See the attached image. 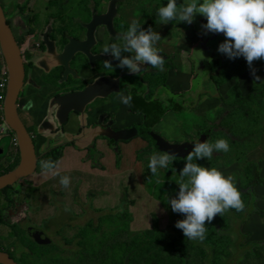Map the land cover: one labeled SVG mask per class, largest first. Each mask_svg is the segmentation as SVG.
<instances>
[{"label":"rangeland","instance_id":"1","mask_svg":"<svg viewBox=\"0 0 264 264\" xmlns=\"http://www.w3.org/2000/svg\"><path fill=\"white\" fill-rule=\"evenodd\" d=\"M109 1L102 0L106 5ZM124 1L127 3L125 5L128 6V13L131 14L137 9L136 14L126 16L128 24H131L133 20L141 21V28L147 30L151 27L161 36V39L155 46L159 49L158 54L164 57V68L161 71L150 66L157 73V76L156 73H153V77L158 81L159 87L165 88L167 86L169 89L175 90L171 84H176L180 78H184L183 83L178 86V89L181 91L180 95L185 94L186 98L181 101L178 96L173 95L174 108L183 107V109L179 112L174 111L169 119L164 117L160 122V125H164V127L168 126V130H165L162 134L163 137L170 145L173 144L171 139L175 141L187 140L192 147L194 142H206L208 128L215 127L218 123L215 114L217 109L220 108V97L216 96L228 97L236 85L241 90V93L246 95L255 86L256 82L264 84V59L256 60L252 65L256 76L260 77L259 80L254 78L252 69L243 56L230 59L226 71L229 70L231 76L218 85L217 94L211 97L205 93L207 88L205 75H202L201 67L196 64L203 61V59H199L200 52L203 53V56L206 55L210 59L211 68L218 65L221 61L226 62L225 60H228V58L225 54L221 58L215 57L219 44L224 42L225 36L222 33L208 32L209 37L214 39L213 41L216 44L212 45L211 42H205L203 35L198 33L197 24L194 23H200L201 27L207 23L206 18L200 14L195 15L191 24L185 22L180 24L177 21H170L166 24L159 23L157 9L161 6H166L168 0ZM89 2L98 3V0H70V6L66 4L60 9L59 18L67 24L65 28L70 30L72 35L85 36L86 28L84 27V23L88 22L86 21L88 15L84 16L79 10H82V12L88 10L91 6L88 4ZM113 2L117 4V0ZM12 3L13 0L0 1V6L4 13L5 11L14 13L11 7ZM182 3L183 0H177V4L181 5ZM44 5L42 3L38 8L42 9ZM34 15L35 17L31 18L30 21L33 33L29 38L38 37L39 14L34 13ZM76 16H80L82 19L83 24L81 27H77L76 25L77 22H80L76 19ZM26 19L27 15L23 13L22 19L17 21L16 28L20 35L27 33V26L23 25ZM100 25L102 24L98 26ZM52 29V25L45 27L42 37L46 41L42 43L41 47L44 51L54 54L55 51L61 52L62 48L58 46L56 39L51 38L49 32ZM100 32L101 38H108L106 26H103ZM109 32L111 35V30ZM111 41L115 43L121 42L115 39ZM18 42H21L23 48V41L18 40ZM100 43L104 45V42L101 40ZM126 55L130 54L126 53ZM88 60V65H95L89 58ZM31 61L35 66L36 61ZM41 61L42 59L38 60L39 63ZM241 66H245L244 68L248 71L243 74H241V71L239 75H234V71ZM207 70L208 68L203 73H206ZM195 73L200 77L195 78ZM146 75V71L141 72L140 75L129 77L128 80L137 83L140 87L146 88L148 87L146 86ZM215 75L217 76V73ZM81 78H83L82 72L70 76V80L73 82ZM87 78L90 79L91 74ZM53 83L64 84L62 80L58 79ZM150 83L152 86L156 84L155 80H150ZM194 84L196 85L192 92ZM208 87H210L209 84ZM196 89H198V92H195ZM148 100L149 97L146 98V102ZM105 103L112 106L120 103L119 95L106 100ZM20 104L22 110L21 116L24 118L25 125L34 128L41 139L45 138L46 134L44 133L48 129L43 130L45 127L44 125H39L38 120L36 121V126L30 125L31 115L24 109V101ZM147 106L149 109V102ZM136 131H139V128ZM218 131L215 130L210 135V138L218 136ZM0 143V150L1 146L3 148V151L0 152V155H3V159L0 157V162L6 167L11 163L15 155L12 137L4 136ZM253 143L252 137H249L246 142L247 147L251 148ZM242 149L243 147L239 140L236 144H232L231 151L221 157V166L224 172L221 169L219 171L226 177L230 171L233 172L245 187L243 191H240L241 198H243L242 201L245 204L244 214L228 215L224 219L223 224H219L221 232L218 230L219 226L214 218L212 221L213 226L209 230V236L203 243H187L186 254L182 256L174 254L172 256L176 261H181V264H264V164L257 163L255 167L251 163V161L255 163L258 160L263 161L264 151L260 148L258 152L247 154L246 166L248 170L246 174L242 175L239 172L240 161L237 162V168L228 165V159L236 156L239 150ZM170 152L176 156L175 161L169 164L174 170L171 167L168 168V171H164L161 168L152 176V179L147 176L148 172L146 170L147 162H149L148 158L152 154L145 156L143 152L138 153L142 165L136 162V157L129 156L124 170H118L114 167L115 153L113 151L108 158L110 169L105 174L94 173L92 172L93 170L72 169L52 177L47 173L36 174V172L27 178H23L21 184H16L20 191H18L16 197L13 199L14 207L9 210V220L28 231V227L31 226L30 220L26 215L28 214L40 225V228L34 226L33 230L50 228L55 237L56 244L41 249L34 248L33 252L25 254L22 257L20 260L21 264H145L155 249L153 245L143 244V242H148L147 232L142 235H136L128 227L127 221L129 216L124 211L127 203L126 197H129L128 194H131L130 198L136 200L144 199L141 211L143 230L151 228L153 230L164 231L161 230L163 223L174 222L177 216L183 215L172 211L168 203L171 198L166 195V192L170 191L172 198L178 196V182L181 180L178 166L179 164H185L186 155L189 151L186 153L182 151L179 154L173 150ZM66 157L71 162H78L76 153L70 149L66 151ZM133 158L138 172L130 166L131 159ZM206 167L209 168L208 165ZM37 176H44L48 179L41 182ZM62 176H67L70 179V184L67 188L63 187L60 183ZM25 181L26 184L24 186ZM153 181H158L156 185L158 198L156 200L150 194H147L154 187ZM7 187L4 186L0 189L4 190ZM236 187L238 190L240 189L239 185H236ZM120 188L123 190L122 193H120ZM9 189L12 191L13 187L11 186ZM1 190L0 210L5 206ZM248 190H250V193L246 195ZM17 199L22 206L24 205L23 209L15 205ZM28 199L31 203L26 202ZM88 206L95 209V215L85 213ZM156 225L158 226L156 227ZM0 229H2V226H0ZM219 235L221 236L219 237ZM3 239L6 241V237H3ZM72 242L86 247L85 251L73 254L71 252H62L59 249L60 244H71ZM212 244L221 245L223 250L218 251L211 259H208L206 254L207 246H212ZM0 247H6L9 250V247L4 243H0ZM132 247H137V251L128 261L126 255ZM189 251L194 252L193 256L188 255Z\"/></svg>","mask_w":264,"mask_h":264},{"label":"flooded vegetation","instance_id":"2","mask_svg":"<svg viewBox=\"0 0 264 264\" xmlns=\"http://www.w3.org/2000/svg\"><path fill=\"white\" fill-rule=\"evenodd\" d=\"M1 2L3 0H0ZM6 1V0H4ZM114 0H110L108 4L106 5L103 2H89L88 4L91 5L88 10H85L82 12V10H79L80 13L85 15H88L86 17L87 23H84V27L86 28L85 36L81 35H72L70 30L65 28L67 25L64 23L60 18V9L64 5L70 6V0H38V1H32V0H13L12 8L14 10V13H11L10 11H5L6 18L9 22V24L12 27V30L14 32V35L18 40L23 41V48L20 44L22 56L25 63L26 68V80L24 88L21 91L20 98L18 101L19 105V111L21 107V102L24 101V103L31 99L33 103L37 102V99L46 98L49 99V105L46 109V115H50V117H53L56 122L58 121L57 118V111H60L61 113H69L67 108L62 109V104L59 101V97L64 95L67 92L71 91H79L81 95H84L87 90H89L95 83H97L102 78L108 76L111 77L114 80H117L121 86V89L116 91L119 93H124L125 95L131 94L133 97L132 100V106L128 107L122 104L120 106V109L126 113L125 117H115L113 116L109 121L104 123V121L100 120L98 122H102L103 125L107 126L108 133L111 134L112 127L116 128L118 130V126H123L124 128H133L137 129L139 128L140 133H137L135 143L131 147V151H134L137 153L138 151L145 149L146 147L155 148L158 149L157 142L155 139H149L151 137V132H157L162 137V133L158 131L155 127L159 123L158 117L160 116L161 106L164 102L167 103L169 106L167 112L174 111L170 108V106L173 104L172 100V90L169 89L167 86L159 87L158 81L153 77V73H156L150 66L148 65H142L141 67L144 68L142 72H147V84L146 88L138 86L137 83H134L133 81L128 80L129 77L136 76L133 74H129L127 69H120L115 68L113 71H109L103 67L104 59H109L112 61L113 65L115 66L117 64V61L112 59L111 56H107L103 53H101V48L103 47V44L100 43V40L104 43L106 42V39L118 40L117 37L125 33V29L129 27L130 24H127L126 22V16H132L137 13L134 10L133 13L129 14L127 12L128 6L124 0H117V4L113 2ZM123 1V3H122ZM44 3V8L39 9L38 6L40 4ZM124 5V6H122ZM21 9V10H20ZM126 9V10H125ZM71 11V9H70ZM111 16L107 18L109 21L108 23H102V25L97 26L95 30L96 35V44L92 47L91 52L94 58L87 55L84 51H78L75 56L71 59L70 62V69L68 70L63 58L61 57V54L63 53L64 46L71 41L72 38H76L78 40H85L88 37V31H89V24L94 20L96 16L109 14L111 13ZM25 13L27 15V19L23 23L24 26H27V33L24 35H20L17 31L16 24L17 21L22 19V14ZM34 13L39 14V28L37 30L38 37H30L29 36L33 33L32 28L30 27V21L31 18H34ZM76 19L80 22H77V27L82 26V19L80 16H76ZM113 22L115 23V26H113ZM122 24V25H121ZM127 24V25H126ZM139 24L142 27L141 21H139ZM47 25H52L53 29L51 32H49L52 39H56L57 44L61 49V52L55 51L54 54L44 51L42 49V43L46 41L45 38L42 37V33L45 30V27ZM103 26H106V31L108 34V38H101V28ZM111 33L110 35V31ZM66 37L68 39V42L66 43L62 39ZM108 39V40H109ZM42 40V42H41ZM112 42V41H111ZM117 43V42H116ZM65 46V47H66ZM126 55V53H124ZM27 56V57H26ZM59 57V58H58ZM88 58L95 63L94 66H90L87 64L89 61ZM39 59H42L41 63L38 62ZM36 61L35 66L32 64V61ZM209 62V60H208ZM27 63H30L28 65ZM87 71L85 72V70ZM78 72H82L83 78L77 80L76 82H73L70 80L71 75H77ZM91 74V78L88 79L87 76ZM157 76V73H156ZM62 80L63 85H59L56 83H53L55 80ZM150 80H155L156 84L154 86L151 85ZM129 88V89H128ZM161 89V91H160ZM26 91H30L33 94L31 96L27 95ZM115 92V91H114ZM181 92L177 94L179 96ZM109 95H99L90 101H86L83 104H79L81 107L79 110L76 108H72L71 110H74L72 112H75L78 116V123H75L73 120V115L69 116V121L67 120L65 124V130L61 129V131H65L66 135L71 136V140L74 141L75 144H80L79 142V134L85 130L87 127L88 119L85 118L84 113L88 112L85 110L88 105L91 103L99 102L101 98H105ZM185 95V94H184ZM149 97V100L146 102V98ZM186 98V96L181 97V101H183ZM149 102V109L148 104ZM53 103H56V106L58 108L52 109ZM35 106V104H33ZM33 106V107H34ZM32 107V108H33ZM31 108V110H32ZM85 110V111H84ZM21 113V112H20ZM106 117L105 113H102L100 117L104 116ZM38 114L32 113L31 114V122L30 125L36 126V121L38 120ZM148 116L151 117V122L148 120ZM51 120V119H50ZM96 122V123H98ZM48 124V121L44 118L40 125L46 126ZM30 127V132L33 135L36 147H37V153H38V140H40V135L35 131L34 128ZM55 130H60V127L56 128ZM49 130H46V133H48ZM135 131V130H134ZM70 133H74V135H70ZM165 135V134H164ZM60 135H58V138ZM173 143L181 144L182 141H175L174 139H171ZM68 141V142H69ZM67 143V142H66ZM129 142L126 141H117L110 137L108 134L104 135L101 138L100 143L97 144L96 150L100 151L101 156L99 157V160H96V163H99L101 166L105 164L104 158L108 155V153L111 152V150L115 151L116 153H120L122 155L121 160L116 162L117 167H121L123 165V158L126 157V150L129 147ZM58 145H53L51 148L46 152L49 153L51 151H54V147ZM88 146V147H87ZM87 147L85 150L88 153L93 152L94 150L91 148L90 144H87ZM82 146V148H84ZM81 148V149H82ZM70 149L71 151L75 152V150L71 149L70 147H67L64 151V156H66V151ZM14 160V158H12ZM41 158L39 157V164H40ZM141 164L140 162H137ZM39 167V165H38ZM136 169V166H135ZM137 171V170H136ZM41 182L45 181L46 179L44 177H39ZM163 181V180H162ZM19 184L22 183V181L17 182ZM154 187L151 190V192H147V194H150V196L156 200L158 198L156 194V185L158 184V181H153ZM26 182L24 183L25 186ZM13 185V190H8L9 197H4L5 206L2 207L0 210V226H2V229H0V243H4L9 247V250L6 249V247H0V253L2 254H8L12 260H14L17 264H21L20 260L25 254L33 252L34 248H46L50 247L56 244L55 237L52 234V231L50 228H44V229H37L36 231L33 230L34 226H37L40 228V225H38L28 214L27 218L30 220L31 226L28 227V231L24 230V228L20 225L13 224L10 219L9 210L14 207L13 199L16 197V194L18 193L19 188ZM123 190L120 188V193H122ZM129 197H126L127 203L126 208L124 209L125 212L128 213V227L136 234V235H142L143 228L141 223V211L143 207V200H136L133 198H130L131 194H128ZM167 196H171L172 193L170 191L166 192ZM122 197V195H121ZM11 201L10 203H8ZM16 206L23 209L21 203L16 200ZM27 203H31L29 199L26 201ZM87 211L85 213H88L89 215H95L94 212L95 209L91 206H88L86 209ZM99 212V210H98ZM44 234L43 238H50L52 240L49 244H41L36 240V234ZM3 237H6V241L3 239ZM59 249L62 252H71L73 254H79L82 251H85L86 247L76 244L72 242L71 244L65 243L60 244ZM0 264H4L0 262Z\"/></svg>","mask_w":264,"mask_h":264},{"label":"clouds","instance_id":"3","mask_svg":"<svg viewBox=\"0 0 264 264\" xmlns=\"http://www.w3.org/2000/svg\"><path fill=\"white\" fill-rule=\"evenodd\" d=\"M196 14L206 18L207 23L202 25L205 34L212 32L225 36L224 42L219 44L218 52L226 54L229 59L243 56L252 69V75L259 80L252 65L254 61L264 59V0H183L180 6L177 0H168L166 6L157 9L159 23L164 24L170 21L191 24ZM117 39L121 42H105L101 48V53L117 61L114 66L111 60L104 59L105 69H127L133 75L141 74L144 69L142 65L163 70L164 57L158 54L159 49L155 46L161 36L151 27L144 30L137 20H133L127 31ZM200 53L199 59H203V53ZM119 100L125 106H132L131 94L121 92ZM33 106V102L29 100L24 107L30 109ZM229 150L230 145L226 139H217L214 143L194 142L186 155L184 167L180 171L178 196L172 198L171 195L168 201L173 212L183 215L177 216L174 222L163 223L161 226L164 231L174 229L185 246L196 240L205 241L209 236L205 238L206 223L211 224L217 215L222 216L233 209L236 212L245 209L241 192L234 184V176L226 177L216 168L204 167L194 162L205 158L210 160L214 151ZM148 159V169L155 175L161 168L164 170L175 161V154L154 153ZM40 166L44 171H52L56 167L51 160L41 161ZM53 175H59V172H53ZM60 183L67 188L70 184L69 177L62 176ZM173 253L181 251L175 246Z\"/></svg>","mask_w":264,"mask_h":264},{"label":"trees","instance_id":"4","mask_svg":"<svg viewBox=\"0 0 264 264\" xmlns=\"http://www.w3.org/2000/svg\"><path fill=\"white\" fill-rule=\"evenodd\" d=\"M98 2H102V0H98ZM158 18V15H157ZM128 24V23H127ZM126 24V25H127ZM122 25V24H121ZM113 26H115V23L113 22ZM128 29V28H127ZM127 29L124 31L126 32ZM66 43L68 42V39L64 37L62 39ZM214 40V39H213ZM212 40L213 44H216ZM226 55V54H225ZM223 56V53L216 54L217 58H221ZM228 58V57H227ZM209 60V62H208ZM229 58L228 60H225L226 62H220L218 65L214 66L211 68V61L210 59L205 55L203 58V61L198 62L196 65L201 67L202 75H205V84L207 85L205 93H207L209 96L213 97L217 94L218 92V85L228 79L231 76L230 71H226L229 66ZM30 65V63H27ZM245 66H241L240 68L236 69L234 71V75H239L242 71L241 74L247 72L248 70L244 68ZM208 68L206 73H203L204 70ZM195 71V69H194ZM217 73V76L215 75ZM196 78H199L198 74H196ZM208 84L210 87H208ZM196 84L193 85L192 92L194 90ZM195 92H198V89H196ZM177 96V95H176ZM185 95H179L178 98L184 97ZM216 97H220V108L217 109L215 118L218 121L215 127L208 128V136L206 139V142L209 143H214L217 139H226L230 145V150L228 152H223V151H214L212 158L210 160L205 159H199L194 162L200 164L201 166L206 167L207 165L209 168H216L218 170H222L224 172L223 167L221 166V157L225 156L231 151L232 144H236L237 141H240L241 146L243 147L242 150H239L238 154L234 156L233 158L228 159V165H231L232 167L235 165H238V161L240 166H241V174H246L247 173V166H246V158L247 154L255 153L260 150V148L263 149L264 151V84H261L260 82H256L255 86L246 94L243 95L241 93V90L239 87L236 85L234 90H232L228 97H222L221 95H218ZM173 104L170 106V108L174 111H180L183 109V107H175L174 108V98L172 96ZM2 104L3 101L0 100V142L2 138L6 135H9L7 132L2 131V127L4 124V109H2ZM168 105L166 102H164L161 106V111H160V116L158 117V121H160L161 117L163 114L167 111ZM215 130H219V134L216 137L210 138V135L213 134ZM157 133L152 131L151 132V137L149 139H154L152 137V134ZM159 134V133H157ZM249 137H252L253 139V145L251 148L247 147V139ZM117 141H120V139L113 138ZM156 140V139H155ZM101 139H85L83 141H80V144H75V142L69 141L65 144H61L58 146H55L53 149L54 151L49 152L43 160H51L55 163L56 167L52 171H44L41 170V166L39 164L38 169L35 171L36 174H41V173H47V174H52L53 172L57 171L58 169L61 168H68L73 165H85L86 167L90 168L94 172L98 174H105L108 172L110 169V163L108 161L110 153L113 151L111 150L110 153L104 158L105 164L101 166L99 163H96V160H99V157L101 156L100 151L96 150V146L98 143H100ZM157 142V140H156ZM186 147L185 151H191L192 145L186 140ZM87 144H90L91 148L94 150L93 152H90L87 154L86 148L84 147ZM14 146V143H13ZM82 146L84 148H82ZM67 147H70L71 149L75 150V153L78 158V162L74 163L71 162L67 159L66 156H64V151L66 150ZM82 148V149H81ZM155 153L159 154H165V153H170L167 151L161 150V148L158 147ZM18 154L16 155V161L11 160V163L4 167L3 163L0 162V175L7 173L9 171H12L17 168L18 164L20 163L21 159V151L20 148L18 149ZM131 148L128 147L126 150V157H124L123 160V165L121 167L116 166V162L121 160L122 155L120 153H115V163L114 167L118 170H124L127 162H128V154L130 153ZM136 162H140L141 159L139 155L137 154L136 156ZM134 157V158H135ZM134 158L130 162L131 167H135L134 165ZM176 158V156H175ZM42 159L40 160L43 161ZM141 163V162H140ZM253 165L256 167V163L251 162ZM184 167V164H179L178 170L181 171V169ZM98 170V171H96ZM228 174V173H227ZM234 176V184L239 185L240 189L239 191H243L245 187L240 183V181L236 178V176L233 174V172H229V175ZM186 179V178H185ZM8 186L6 189L1 190L2 194L4 197H9ZM250 190L246 193L249 194ZM156 194L158 196V189L156 188ZM245 195V199H246ZM243 200V198H242ZM9 201L8 203H10ZM248 207V204H247ZM236 212L234 209L229 210L225 212L222 216L217 215L215 217L216 222L219 226L220 223L223 224L224 219L229 215H242L244 214L243 211L241 213ZM157 226V225H156ZM213 226L212 222L211 224L206 223V235L205 238L209 235V230L210 227ZM218 230H220V226L218 227ZM145 232L148 233V242H143L144 245H153L154 246V253L149 256V260L145 264H181V261H176L172 256L174 254H179L182 256L183 254H186L187 251L184 249L185 243H183L178 235L174 232V229H169L167 231H157L153 229H145L142 234ZM221 235H219L220 237ZM218 237V238H219ZM204 238V239H205ZM176 240V241H175ZM204 241V240H203ZM203 241L196 240L193 243H202ZM171 242V243H170ZM170 243V244H169ZM169 244V245H168ZM173 244V245H172ZM109 246V245H108ZM176 246L177 249L181 251V253H173V249ZM187 249V245L185 246ZM223 250V247L221 245L217 244H212V246H207L206 254L207 258L211 259L218 251ZM137 247H132L128 254L126 255L127 260L129 261L131 257L136 253ZM194 252L189 251L188 255L193 256Z\"/></svg>","mask_w":264,"mask_h":264},{"label":"water","instance_id":"5","mask_svg":"<svg viewBox=\"0 0 264 264\" xmlns=\"http://www.w3.org/2000/svg\"><path fill=\"white\" fill-rule=\"evenodd\" d=\"M112 14H104L96 16L94 20L89 24L88 37L85 40H78L72 38L71 41L65 47V50L61 54L68 70L70 69L71 59L78 51H84L87 55L94 58L91 49L96 44L95 30L99 24L108 23V17ZM0 42L5 57L6 64L10 69V85L7 92V97L4 103V117L6 123L14 130L16 136L20 142V150L22 153V161L20 165L7 173L0 175V188L13 186L16 182L23 178L29 177L38 169L39 156L37 153L36 142L25 125L23 118L19 111L18 101L20 94L25 85L26 80V68L24 59L22 56L20 44L17 41L11 25L9 24L4 11L0 6ZM121 89V86L117 80L111 77H104L95 83L84 95H81L79 91L67 92L59 97V101L62 104V109L67 108H80L79 104H83L86 101L99 96L108 95L114 91ZM152 137L157 140V146L163 151L170 152L171 150L176 153H186V142L181 144H168L164 137L160 134L154 133ZM3 151L1 148L0 152ZM171 153V152H170ZM1 190V189H0ZM44 234H36V240L41 244H49L52 242L50 238H43ZM0 262L4 264H17L10 258L8 254L0 253Z\"/></svg>","mask_w":264,"mask_h":264},{"label":"crops","instance_id":"6","mask_svg":"<svg viewBox=\"0 0 264 264\" xmlns=\"http://www.w3.org/2000/svg\"><path fill=\"white\" fill-rule=\"evenodd\" d=\"M179 5L180 4H178V6ZM194 23L197 24L196 28L198 30V33L200 35H203V38H204L205 42H211L212 43V40L213 39L209 37V33L205 34V31L202 29L201 24L198 23V22H194ZM180 24H183V22H180ZM106 42L112 43L108 39H106ZM212 45H214V44L212 43ZM217 53L221 54L220 52L217 51L215 53V57H216V54ZM86 71H87V69L85 70V72ZM195 78H196V75H195ZM183 81H184V78H180L177 81L176 84H174V83L171 84L172 88L175 89V90H172L171 89L173 95L174 94L177 95L179 92H181V91H179L178 86L180 84H182ZM26 93L29 96H31L33 94L30 91H26ZM111 94L112 95H109V96H107L105 98H101L99 102L91 103L90 105L87 106V108L85 110H87L88 112H85L84 113V116H85V118L88 119V123H87V127L85 128V130L82 131L78 135L79 136V142L80 141H83L85 139H101L104 135H107L108 134L112 138H116V139H120L121 141L129 142V145L128 146L131 148L133 146V144L135 143L136 139H139V138H136V136H137V133H140V131H136V129H133V128H124L123 126H118L119 129L116 130V128L112 127V132H111V134H109L108 133L107 126L106 125H103L102 122H98V121L102 120V121H104V123H106L113 116L119 117V118L126 116V113L123 112L120 109V106L122 105L121 102L118 103V104H115L114 106H112L111 104L110 105H107V103H105L106 100H109L112 97H114L116 95H119V92H116L115 91V92H113ZM29 100H31V99H29ZM29 100H27L25 102V104ZM33 104H35V106L32 108V110H31V108L30 109H25L24 108V109L27 110V112L30 115L32 113H37L39 115L38 116L39 125H40V122L44 118L48 121V124L46 126H44L45 128L43 129V130H46V129L49 130L48 133H46V137L43 138V139L40 138V140L37 141L38 142V156L43 160L45 158V156L48 154L46 152L51 148V146L65 144L66 142H68L69 140H71V136L66 135L65 134V131H61V129H64L65 130V127L67 126V125L65 126V124H66L65 122L67 120L69 121V118H70L69 116H71V115H73L72 117H73V120L75 121V123H78V116L76 115L75 112H72L74 110H70L68 114L67 113H61L60 111H57V118L56 119L58 121L56 122V120L53 117H50L49 118V116L51 114L50 115H46V109H47V107L49 105V99H46V98L37 99V102L36 103H33ZM56 108H58L56 106V103H53L52 109H56ZM80 108H77V109L79 110ZM20 112H22L21 107H20ZM177 112H179V111H177ZM102 113H105L106 114V117H105V115L102 116V117H100V115ZM173 113H174V111H169L167 113H164L163 116L161 117L159 123L156 125L155 128L158 131H160L162 134L164 133L165 130H168V126L167 127H164V125H160V122L163 120L164 117H167L169 119V117L172 116ZM148 120H149V122H151V117L150 116H148ZM23 121H24V118H23ZM96 122H98V123H96ZM24 123H25V121H24ZM58 127H60V130L59 131L58 130H55ZM27 128L30 131V127L27 126ZM58 135H60L59 138H58ZM70 135H74V133H70ZM6 136H11V135H6ZM12 141H13V138H12ZM1 148H2V146H1ZM14 150H15V152H14L15 155H14L13 158H14V161H16V155L18 154L19 151H18V149L15 146H14ZM140 152H143V154L146 156L147 154H154L155 153V150L153 148H151V147H146L145 149H142V150L138 151L137 153H135L134 151H130V153L128 154V157L129 156H134L135 157ZM0 157L2 158L3 155H0ZM21 161H22V153H21L20 163H21ZM20 163L18 164V166L20 165ZM253 163H255V162H253ZM257 163L264 164V160L263 161L258 160L256 162V164ZM141 165H142V163H141ZM147 165H148V162H147ZM147 165H146V170L148 172L147 173V176L151 179L152 176H153V174H151V172L148 169V166ZM234 166H235V168L238 167V165H235V164H234ZM169 167H171L173 169L172 166H168L167 168H164V170L165 169L167 170ZM131 168L136 171L135 167H131ZM72 169L92 171L90 168L86 167L85 165H73V166L68 167V168L58 169L55 172L61 173V172L69 171V170H72ZM92 172H94V171H92ZM136 172H138V171H136ZM239 172H241V166L239 168ZM94 173H96V172H94ZM34 174H35V172H34ZM52 176H54L53 173L50 174V177H52ZM37 177H44V176H37ZM44 178L45 179H48L47 177H44ZM15 184H17V182Z\"/></svg>","mask_w":264,"mask_h":264},{"label":"built area","instance_id":"7","mask_svg":"<svg viewBox=\"0 0 264 264\" xmlns=\"http://www.w3.org/2000/svg\"><path fill=\"white\" fill-rule=\"evenodd\" d=\"M0 100L3 101L2 104V109H4V103L7 97V92L9 89V85H10V69L8 68L6 61H5V57L3 54V50L1 47V42H0ZM2 131L3 132H7L9 133V135L12 136L13 138V143L14 146L19 149L20 148V142L18 137L16 136L14 130L6 123V119L4 117V124L2 127Z\"/></svg>","mask_w":264,"mask_h":264}]
</instances>
